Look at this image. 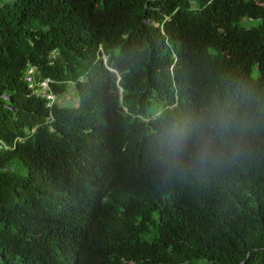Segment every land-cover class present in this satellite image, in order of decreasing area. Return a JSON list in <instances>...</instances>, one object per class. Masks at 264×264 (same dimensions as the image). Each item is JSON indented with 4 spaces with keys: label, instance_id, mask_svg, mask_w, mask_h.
Wrapping results in <instances>:
<instances>
[{
    "label": "trees",
    "instance_id": "1",
    "mask_svg": "<svg viewBox=\"0 0 264 264\" xmlns=\"http://www.w3.org/2000/svg\"><path fill=\"white\" fill-rule=\"evenodd\" d=\"M0 264H264V0H0Z\"/></svg>",
    "mask_w": 264,
    "mask_h": 264
},
{
    "label": "clouds",
    "instance_id": "2",
    "mask_svg": "<svg viewBox=\"0 0 264 264\" xmlns=\"http://www.w3.org/2000/svg\"><path fill=\"white\" fill-rule=\"evenodd\" d=\"M228 108L229 105L225 104L224 108L219 111L214 125L217 131L222 130L221 134L230 130V125L234 119ZM191 132L192 129L186 122L174 119L170 126L165 129L166 134L162 140V145L167 153L172 156H179L183 152ZM210 142V140H201V147L197 151L195 163L206 164L216 162V157L209 148ZM173 163H177V161L173 160Z\"/></svg>",
    "mask_w": 264,
    "mask_h": 264
},
{
    "label": "rangeland",
    "instance_id": "3",
    "mask_svg": "<svg viewBox=\"0 0 264 264\" xmlns=\"http://www.w3.org/2000/svg\"><path fill=\"white\" fill-rule=\"evenodd\" d=\"M242 24L246 27H250L256 25L257 22L244 19ZM44 87L46 88V86ZM53 100L57 101L61 106H73L77 103L76 90L72 85H69L65 94L57 96V98L54 97Z\"/></svg>",
    "mask_w": 264,
    "mask_h": 264
},
{
    "label": "built area",
    "instance_id": "4",
    "mask_svg": "<svg viewBox=\"0 0 264 264\" xmlns=\"http://www.w3.org/2000/svg\"><path fill=\"white\" fill-rule=\"evenodd\" d=\"M30 71H31V70H30ZM27 81H29L30 86H32V79H31V77H27ZM40 85H42L43 89H46V88L48 87V80L42 82ZM44 86H46V88H45ZM42 92L44 93L45 91L42 90ZM47 97H48L49 99H51V100H53V98H54V96L51 95V94H48Z\"/></svg>",
    "mask_w": 264,
    "mask_h": 264
}]
</instances>
